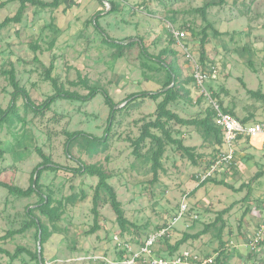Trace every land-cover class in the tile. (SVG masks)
I'll use <instances>...</instances> for the list:
<instances>
[{"label": "rangeland", "instance_id": "rangeland-1", "mask_svg": "<svg viewBox=\"0 0 264 264\" xmlns=\"http://www.w3.org/2000/svg\"><path fill=\"white\" fill-rule=\"evenodd\" d=\"M6 1L0 0V4ZM218 1L115 0L117 10L111 13L102 0H60L57 8L46 10L30 7L21 24H11L0 31V106L7 109L12 99L14 88L4 74L11 70L32 102L37 106L44 104L56 94L53 83L47 80L52 66V77L65 91L85 96L89 93L86 85L99 87L122 108L129 96L156 92L169 83L171 74L162 65L164 62L173 68L178 85L189 92L187 99L172 103L170 109L185 119L203 116L211 106L210 100L191 81L193 65L172 37L170 25L186 31V47L201 62V39L207 23L194 10ZM19 8V2L7 4L0 11V23L15 16ZM207 19L222 33L215 35L213 27L208 28L206 65L219 71L218 78L207 84L212 97L223 104L222 108L234 109L240 120H264V100L248 92L264 95V0H239L236 4L228 0L223 6L210 8ZM97 20L104 35L112 40L133 38L136 42L142 40L145 47L121 51L108 44L95 25ZM162 99H142L120 112L104 143L82 137L67 146L68 134L82 132L98 139L105 136L110 108L103 95L89 102L59 99L44 114L34 112L24 98H19L16 111L21 119L5 125L0 134L4 150L0 157V183L28 189L33 177L37 178L36 168L43 162L40 151L53 163L70 170L80 163L101 164L112 176L109 183L116 190L127 219L136 226L129 235L144 236L173 223L187 196L191 212L198 219L186 215L177 221L169 233L171 244L186 233L201 232L222 216L209 233L189 240L181 250L192 249L206 256H217L223 251V264H238L240 255L258 260L259 254H251L246 244L249 234L260 224L253 213L263 209L264 204V176L258 182L251 181L258 171L264 170L262 151L250 152V146L242 148L245 154L238 152L235 165L217 177L235 189L246 186L241 191L213 183L197 189L196 175L213 157L214 143L202 130L171 123L174 137L196 148L197 163L169 146L154 181L150 156L136 158L130 140L140 136L144 122L156 118ZM97 184V178L70 171L48 170L41 174L44 193L63 203L59 223L37 211L33 214L45 223L46 243L42 247L35 227L5 239L9 232L20 230L31 221L30 210L35 209L40 198L36 194L18 197L0 185V249L12 255L20 248L25 250L14 261L1 254L0 264H41L27 251L42 253V264H110L104 260L68 262L78 256H102L116 261L119 252L114 235L120 227L106 195L100 207V230L89 234L94 226L92 209ZM74 194L78 198L68 203ZM82 194L86 199H81Z\"/></svg>", "mask_w": 264, "mask_h": 264}, {"label": "trees", "instance_id": "trees-1", "mask_svg": "<svg viewBox=\"0 0 264 264\" xmlns=\"http://www.w3.org/2000/svg\"><path fill=\"white\" fill-rule=\"evenodd\" d=\"M228 0H219L218 2L213 3H207L201 8L195 9V13L201 14L203 17L204 22L207 23L206 28L203 30V37L201 39V45L203 48V52L201 55V64L204 68L207 67L206 65V52H205V46L209 39L208 34V28L213 27L212 24L207 19V14L210 8L217 7V6H223L227 3ZM239 0H234V3H238ZM19 2L20 8L17 12V14L13 17H7L0 23V31L5 29L11 24H21L23 21V17L26 14L27 10L30 7L39 8L41 10H46L49 8H57L60 4V0H53L52 2H45L43 0H7L4 3L0 4V11L6 7L9 3ZM112 9L109 11V13L117 10V5L115 1L111 2ZM98 16V15H97ZM96 27L101 30V33L103 36H105V32L101 29V26L98 23V20L95 21ZM188 29L189 27L186 26ZM213 31L215 35H222L220 31L215 29L213 27ZM186 32V31H185ZM133 38H128L122 42H117L112 40L109 36H105V41L117 48H119L121 51L125 49H132L135 46H139L140 48H144V44L142 40L140 42H132ZM173 41V40H172ZM146 53V50H144ZM163 53H168V51H165ZM173 54H176V52H173ZM121 55V53H120ZM162 65L168 69L169 74H171L170 81L167 83L162 89L156 91V92H144L141 94H133L129 96V98L126 100V104L122 108H118V105L114 103L113 99L109 95V93L101 89L99 87L95 86H89L86 85L87 89L89 90V93L85 96L79 95L77 93H71L65 91L62 87H60L58 80L52 77V66L47 71V80L51 81L54 85V88L56 90V94L52 97H50L44 104L37 106L32 102L29 94L26 92L24 88H22L19 84V82L16 79V75L13 70L11 71H5L4 74H7L9 76L10 84L14 88V92L12 93V99L10 101V104L7 109H3L0 106V134L4 128L5 125L8 123H12L15 119H21L19 114L17 113V102L19 98H24L26 101V105L28 108H31L36 113H42L44 114V111H47L51 108V106L59 99H65V100H72V101H83V102H89L90 100L94 99L97 95L102 94L106 105L110 108V117H109V126L106 130L105 136H103L101 139H98L93 136H89L85 133L78 132L69 135V141L68 144L77 139V138H87L91 139L97 143H104L108 140L113 124L115 122L116 116L125 110H128L132 105H134L137 101L142 99H151L153 101H158L159 99L163 98L161 102L158 103L157 109H156V118L154 120L146 121L141 127V133L140 136L136 139L130 140L131 145L134 148L133 155L136 156V158L141 159L145 155L150 156V162H151V170L153 171L154 175V181L157 180L159 171L162 169V161L163 158L167 152V148L169 146H174L178 151H181L183 155L189 157L191 161H193L194 164L197 163V154H196V148H192L190 146H186L183 139H178L174 137V132L171 128V123H175L177 125L183 126V127H195L199 130H202L204 132V135L207 136L211 141L214 143V151H216L217 147L222 146L223 140H224V133L223 131L215 124V117H216V111L212 106L206 109L205 114L200 117L192 118V119H185L180 117L178 114L173 112L170 109V105L174 102L187 99L189 96V92H187L183 87L178 85V78L176 76V73L174 72L173 68L169 65H166L164 62H161ZM191 81L193 82L194 79L192 78ZM211 89V88H210ZM251 95L258 97L260 99L264 100V95L260 92L248 91ZM214 95V94H213ZM213 99L216 97H212ZM221 108L223 104L221 103ZM224 112L231 113L235 115L234 109H227L222 108ZM238 118V117H237ZM244 123L249 122V119L241 120ZM2 147V141L0 139V157H3L4 150ZM147 149L146 153H143V151ZM43 162L41 165H39L34 175L36 174V179H32V183L30 187L26 190L18 187L13 186L7 183H0L1 186L6 188L10 194L17 195L18 197L23 198H29L32 195L36 194L39 196L40 201L36 205L35 209L30 210L31 214V221L26 224L22 229L17 231L9 232L6 236V238H11L18 234H23L27 230H29L31 227H35L37 229V239L40 242V247L46 243V239L44 238V232H45V223L41 220V218L33 215L35 211L39 212L43 217L47 218L49 221L53 223H59L62 218V201L54 200L52 195L44 193V191L41 188L40 185V176L44 171L52 170V171H70L72 173L78 174L80 176H89L93 178L98 179V184L94 191L93 196V209L92 212L94 214V226L89 231V234H94L97 231L100 230V207L102 202L103 195H106L109 199V203L116 215L117 223L120 227V234L122 237H124L126 234H131L132 229H135L136 226L133 225L129 220L127 219L125 215V211L122 207V203L118 199V195L114 187L109 183V180L112 178V176L106 171L103 165L101 164H87V163H80L79 166L74 170H70L68 168H62L61 166L55 164L52 162V160L43 154L42 151H40ZM263 175V172L257 173L251 181H257L260 179ZM208 183H213L215 185L219 186H225L229 189L241 191L246 186H242L239 189H235L232 185L228 184L224 180H218L217 177H212L203 182L202 184H199L197 189H200L201 187L205 186ZM81 199H86V195L82 194L80 196ZM78 198L77 194L72 195L70 198H68V203H74L76 199ZM219 219V220H218ZM214 224H208L202 230L201 232L192 235V234H184L183 238L179 240L176 244H171L168 240V237L165 238L164 244L167 246V249L170 253L177 252L181 249V247L186 244L189 240H197L203 235H206L209 233L210 229L217 225V223L222 219V216L218 218ZM223 244V243H222ZM22 252H25L22 248L17 250L15 254H10V252L0 249V255L6 254L10 257L11 260H16L20 257ZM29 255H31L36 261L40 262L41 264L44 262L43 254L37 253L33 254L29 251H27ZM223 255L224 252H220L215 260L214 264H223ZM124 257L123 252H119V258L122 259Z\"/></svg>", "mask_w": 264, "mask_h": 264}, {"label": "built area", "instance_id": "built-area-1", "mask_svg": "<svg viewBox=\"0 0 264 264\" xmlns=\"http://www.w3.org/2000/svg\"><path fill=\"white\" fill-rule=\"evenodd\" d=\"M102 1L109 12L112 9L111 2L115 0ZM170 31L177 45L182 49L186 57L190 59L193 65V82L200 90L201 95L209 98L211 106L216 111L215 124L224 133L222 146L217 147L210 162L204 167V171L196 175L198 183L202 184L209 178L224 174L235 165L238 145L241 141H250L256 137L264 139V120L244 123L235 115L224 112L219 103L212 98L211 92L207 87V84L218 78L219 71L214 66L204 68L201 62L191 55L186 47L185 41L188 35L184 30L170 25ZM186 215L192 216L194 220L198 219V216L196 214L193 215L191 212L187 196L182 199L180 212L173 223L144 236L126 234L122 237L120 232L114 235V242L118 252L124 253L122 259L117 257L116 261H108L102 256H78L68 260V262L82 263L86 260H104L110 264H214L218 255L206 256L192 249H180L174 253L168 251L167 246L164 244L165 238L169 237L173 225ZM254 215L260 219V224L246 244L251 254H257L264 241V204L263 209L255 211Z\"/></svg>", "mask_w": 264, "mask_h": 264}, {"label": "crops", "instance_id": "crops-1", "mask_svg": "<svg viewBox=\"0 0 264 264\" xmlns=\"http://www.w3.org/2000/svg\"><path fill=\"white\" fill-rule=\"evenodd\" d=\"M249 122H252V121H249ZM263 141H264V139L262 137H256L250 141L249 140H243L238 145V152L240 153V155L243 156L245 154V152L243 153L241 149L246 147V146H250L251 147L250 152L253 151L252 149H256V150L262 151V153H263L262 156H264V142ZM255 142H257V143H255ZM246 144H248V145H246ZM253 154L256 155V154H258V152H255ZM260 172H263V175H262V177H263L264 176V170H262ZM257 173H259V171ZM258 180H257V182H258ZM253 216H255L254 213H253ZM252 235H254V233ZM252 235L249 234V237H251ZM258 254H259L257 257L258 260H249L248 256H242L240 254H239L240 258L242 257V259H238L239 258V256H238V258L236 260H237L238 264H254V263L255 264H264V241L262 242V244L260 246ZM252 262H254V263H252ZM225 263H227V262H225Z\"/></svg>", "mask_w": 264, "mask_h": 264}, {"label": "water", "instance_id": "water-1", "mask_svg": "<svg viewBox=\"0 0 264 264\" xmlns=\"http://www.w3.org/2000/svg\"><path fill=\"white\" fill-rule=\"evenodd\" d=\"M131 41H132V42H135L136 40H135V39H132Z\"/></svg>", "mask_w": 264, "mask_h": 264}]
</instances>
